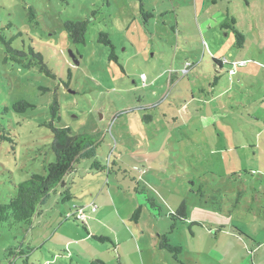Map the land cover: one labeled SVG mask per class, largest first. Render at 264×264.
Listing matches in <instances>:
<instances>
[{"label": "rangeland", "instance_id": "1", "mask_svg": "<svg viewBox=\"0 0 264 264\" xmlns=\"http://www.w3.org/2000/svg\"><path fill=\"white\" fill-rule=\"evenodd\" d=\"M68 21L86 22L84 44ZM0 36L55 75L0 41V203L54 163V100V125L98 145L65 178L72 200L50 194L30 226L0 229V264H264V0H0ZM106 198L123 221L95 215ZM90 203L84 223L64 219Z\"/></svg>", "mask_w": 264, "mask_h": 264}, {"label": "trees", "instance_id": "2", "mask_svg": "<svg viewBox=\"0 0 264 264\" xmlns=\"http://www.w3.org/2000/svg\"><path fill=\"white\" fill-rule=\"evenodd\" d=\"M141 9V8H140ZM142 11V9H141ZM30 12V20L35 19V15L32 9ZM222 28L225 30H231L235 34L236 45L238 48H242L244 44V36L236 29L235 21L230 19L229 23H224ZM64 29L67 32L69 38L73 44H84V35L86 31V22L68 21L64 24ZM100 38L104 39L105 35L100 34ZM0 41L6 45L7 59H11L15 63L22 64L29 56L37 61L39 71L45 74L49 78L55 79V75L47 67L43 61V57L40 53L34 52L32 48L28 49V52L23 50H16L12 47L13 40L6 41L4 37L0 36ZM101 41V40H100ZM109 44V42H107ZM110 59H116L113 53L110 55ZM32 62L26 64L28 68ZM30 107L27 102L21 101L13 105V109L17 113H24V109ZM50 113L52 115V121L46 126L51 132L50 150L55 156L54 163L47 164L45 166V175L31 174L29 179L19 183L13 184L14 196L9 198L5 203H0V229L6 227L13 229L23 226H30L33 220L41 214L40 206L44 200L50 195L56 192L60 193L62 203L69 202L73 199L66 183L65 178L73 175L76 172L77 165L84 158H94L95 150L98 145L90 135H75L69 128L56 127L54 121L57 119V101L54 100L50 105ZM92 167L96 170H104L98 161L92 163ZM60 191H57L59 190ZM86 207L75 208L73 211H68L64 219L74 218L77 220L76 215L84 212L83 210L88 208L91 210V205ZM95 205V204H94ZM98 207H96L95 213ZM141 216V208L138 207L134 210L130 220L134 223H138ZM172 221L171 229H174L177 221L186 220V205L182 202L178 209L169 215ZM79 221V220H77ZM81 222V221H79ZM84 223V222H81ZM85 229V228H84ZM87 235L91 239L98 242H111L110 237L97 236L89 234L85 229ZM115 247V246H114ZM159 249L166 250L169 253L174 254V259L180 254V247H173L166 235L159 237ZM89 264H105L100 260H90Z\"/></svg>", "mask_w": 264, "mask_h": 264}, {"label": "crops", "instance_id": "3", "mask_svg": "<svg viewBox=\"0 0 264 264\" xmlns=\"http://www.w3.org/2000/svg\"><path fill=\"white\" fill-rule=\"evenodd\" d=\"M108 203H109V200L106 198V200L103 202V204H102V208L99 210V212H95L96 214L95 215H99V216H103V217H107V216H109V215H113L115 218L117 217V219L118 220H124V216H123V212H120L119 211V208L117 207V208H115V209H113V208H109L108 207ZM91 204V203H90ZM88 206V205H87ZM84 207V206H83ZM85 207H86V205H85ZM89 208V207H88ZM87 208V209H88ZM110 210V211H109ZM90 211V213H92V211L91 210H89ZM83 214H85V212H82ZM86 217V216H85ZM92 218H94V215L92 216ZM87 219V218H86ZM138 223H139V221H138ZM137 223V224H138ZM136 224V223H135Z\"/></svg>", "mask_w": 264, "mask_h": 264}, {"label": "built area", "instance_id": "4", "mask_svg": "<svg viewBox=\"0 0 264 264\" xmlns=\"http://www.w3.org/2000/svg\"><path fill=\"white\" fill-rule=\"evenodd\" d=\"M142 79H144V76H142ZM91 210L95 211L96 210V205L92 204L91 205ZM77 220L84 222L85 221V215L81 212L76 215Z\"/></svg>", "mask_w": 264, "mask_h": 264}, {"label": "clouds", "instance_id": "5", "mask_svg": "<svg viewBox=\"0 0 264 264\" xmlns=\"http://www.w3.org/2000/svg\"><path fill=\"white\" fill-rule=\"evenodd\" d=\"M142 76H143V75H142ZM84 215H85V214H84ZM85 221H86V217H85ZM85 221H84V222H85Z\"/></svg>", "mask_w": 264, "mask_h": 264}, {"label": "flooded vegetation", "instance_id": "6", "mask_svg": "<svg viewBox=\"0 0 264 264\" xmlns=\"http://www.w3.org/2000/svg\"><path fill=\"white\" fill-rule=\"evenodd\" d=\"M105 43L107 44V41H105ZM115 61H116V59H115Z\"/></svg>", "mask_w": 264, "mask_h": 264}, {"label": "water", "instance_id": "7", "mask_svg": "<svg viewBox=\"0 0 264 264\" xmlns=\"http://www.w3.org/2000/svg\"><path fill=\"white\" fill-rule=\"evenodd\" d=\"M74 63H75V64H77V62H76V61H75Z\"/></svg>", "mask_w": 264, "mask_h": 264}]
</instances>
